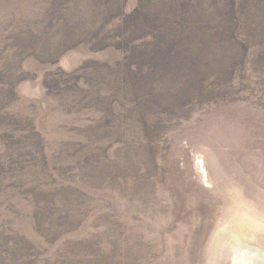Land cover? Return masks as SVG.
Segmentation results:
<instances>
[{"label": "rangeland", "instance_id": "1", "mask_svg": "<svg viewBox=\"0 0 264 264\" xmlns=\"http://www.w3.org/2000/svg\"><path fill=\"white\" fill-rule=\"evenodd\" d=\"M170 2L0 0V264H264V0L160 81Z\"/></svg>", "mask_w": 264, "mask_h": 264}, {"label": "trees", "instance_id": "2", "mask_svg": "<svg viewBox=\"0 0 264 264\" xmlns=\"http://www.w3.org/2000/svg\"><path fill=\"white\" fill-rule=\"evenodd\" d=\"M211 1L171 0L160 8L158 13L148 16L153 21L150 26L152 30H160L158 21L169 26L167 21L169 20L178 32V38H175V41L167 47L163 45L162 40L161 44L151 41V44L155 46L153 53L155 57L153 61H150L149 70H147L149 74H153L152 71H154L161 81L164 77L170 78L174 70L179 74H184L188 70L197 71L200 66H205L204 59L210 53H217L228 45L217 39L219 37L222 39L224 34L227 35L231 31L233 22L242 24L244 0H220L224 3L221 5L224 7L222 13L219 12L220 4L214 0ZM213 13H221L226 17L220 21V26L216 30L206 24V19H211ZM239 46L245 48V41L240 40ZM176 64L180 65L179 68L175 66ZM112 74L113 78L118 77L116 72Z\"/></svg>", "mask_w": 264, "mask_h": 264}, {"label": "bare ground", "instance_id": "3", "mask_svg": "<svg viewBox=\"0 0 264 264\" xmlns=\"http://www.w3.org/2000/svg\"><path fill=\"white\" fill-rule=\"evenodd\" d=\"M242 217L244 218V216H242ZM242 217L237 216V218H235L234 223H236V224L233 225V227L231 228L232 231L235 232L237 229H240L243 233H246L247 231H250L252 229V227L248 224L249 222L246 221V218H244L245 219L244 220ZM237 232H239V231H237Z\"/></svg>", "mask_w": 264, "mask_h": 264}]
</instances>
